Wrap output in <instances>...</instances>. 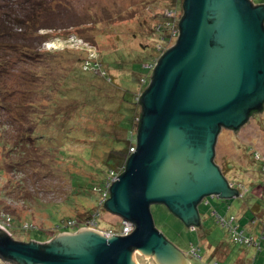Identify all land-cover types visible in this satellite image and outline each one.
I'll list each match as a JSON object with an SVG mask.
<instances>
[{
  "label": "rangeland",
  "instance_id": "rangeland-1",
  "mask_svg": "<svg viewBox=\"0 0 264 264\" xmlns=\"http://www.w3.org/2000/svg\"><path fill=\"white\" fill-rule=\"evenodd\" d=\"M182 2L0 0V20L9 19L8 31L0 34V225L16 241L49 243L81 227L117 231L122 225L121 216L105 210L87 176L103 177L94 167L123 136L114 126L124 119L117 106L135 111L122 100L123 87L142 92L143 63L147 68L178 38L174 34L163 41L162 35L179 29ZM79 56L101 63L100 75L74 74ZM59 112L67 116L55 118ZM65 132L72 135L63 138L68 142L61 138ZM103 133L112 138L104 139ZM44 135L60 141L41 143ZM87 146L93 149L90 159H85ZM215 161L241 196H207L196 227L165 204L153 203L155 226L190 253L192 264H264V238L257 250L234 242L230 232L238 226L245 236L260 237L264 228V107L238 128L221 129ZM256 202L257 211L251 208ZM89 218L93 226L87 225ZM69 219L79 226L59 228ZM133 258L137 264H157L138 250ZM0 263L21 264L1 254Z\"/></svg>",
  "mask_w": 264,
  "mask_h": 264
},
{
  "label": "water",
  "instance_id": "water-1",
  "mask_svg": "<svg viewBox=\"0 0 264 264\" xmlns=\"http://www.w3.org/2000/svg\"><path fill=\"white\" fill-rule=\"evenodd\" d=\"M179 36L157 60L143 93L136 151L110 186L107 209L134 223L125 235L94 228L49 243L20 242L0 225V254L21 264H190L155 226L153 203L200 224L207 196H239L215 161L222 127L238 128L264 105V3L183 0ZM2 264V263H0Z\"/></svg>",
  "mask_w": 264,
  "mask_h": 264
},
{
  "label": "trees",
  "instance_id": "trees-1",
  "mask_svg": "<svg viewBox=\"0 0 264 264\" xmlns=\"http://www.w3.org/2000/svg\"><path fill=\"white\" fill-rule=\"evenodd\" d=\"M177 1H179V0H177ZM16 18L20 20L21 17L20 16H16L15 19ZM12 20H14V19H12ZM8 22H9V19L6 20L4 18V19L0 20V34L2 33V31H4V32L8 31V29H7ZM166 31H168V29ZM166 31L162 35V40L163 41H169L170 37H171V33H167ZM158 57H159V55L155 56V57L153 56L152 59L149 62H147V64H150V62L155 61ZM77 58H78V60H77ZM77 58H76V60H77L76 64L77 65L73 67L74 74L82 75V76H87V75H91L92 76L93 75V76H97V77H98V75H100L101 71H99V70H100L101 67L103 68L101 63H99L97 61L90 62L88 60H83L84 56H81V57L79 56ZM79 64H81L82 66H78ZM144 64L145 63H143V66L147 70V73L144 75L143 78H140V80L143 81V85H145L144 88L142 89V92L141 93L132 92L131 86L128 87V88L123 87L124 90H125V93L123 94L122 100H124L127 103V105H129V106L131 104L135 105V111L133 112V114H131L130 112H127V111H124V109H121L122 108L121 104H119L117 106L118 107L117 108L118 109L117 110L118 114H121L122 117H124V119L117 120L115 122L114 126H115L116 129H118V131L123 132V136H121V138H119V139H115L116 142H115L114 146H111L112 149L107 151V153L105 154V157L103 158V160L99 161V163L97 162V164H100V165L98 166L96 164V166L94 167V170L97 171V169H98L97 174L99 176H100L99 170L101 172H103L104 175H106L107 173H109L110 169L124 170L126 168L127 160H128V158L130 156V147L133 145L132 140H134V137H135L133 132H132V126L135 127V124H136L135 118L137 117V120H138L137 121V133H136V137H137V134H138V131H139V128H140V124H141V118H142V115H143V113H142V110H143L142 96H143V93L146 90V88H147V86H148V84L150 82V79H151L150 78L151 71H150L149 68H146ZM144 79H146V81H144ZM120 86H121V84H120ZM133 93H134V95H132ZM86 101L88 102L90 100L87 99ZM263 107H264V105H263ZM113 110L114 109H112V111ZM256 112H258V110H252L250 112L249 117L251 115L255 114ZM64 116H67V115H65L64 112H59L57 114L54 113V117L58 118V119H60L61 117H64ZM125 125L126 126L128 125V126L126 127ZM40 136H42V135H40ZM56 136L54 135L50 139V138H46V135H44L43 137H39L38 139L42 140V141H40L41 143H46L47 140H51L50 141L51 142L50 146H51L52 141H56V140L60 141L59 140L60 138H58ZM101 136L104 137V139H108V138L111 137V135H106L104 133ZM64 137L70 139L72 137V135H70L69 133L66 134V132H65L61 138L63 139ZM33 138H35V137H32V139ZM77 139L80 140V137H78ZM136 139H135V141H136ZM63 140L67 141V139H63ZM85 140H87V139H85ZM117 145H119L121 147L117 148L116 147ZM84 150H85V152H87L86 155L88 156V158L85 157V159H90V157L93 156V152H92L93 149H91L90 147L87 146ZM220 169L223 172L221 167H220ZM82 175H84V174H82ZM104 175L101 178L100 177L93 178V177H90V176H87V177H89L93 181V183H94L93 187H96V186H99V185L102 186V183L106 179V178H104V177H106ZM71 185H72V181H71ZM239 196H241V194ZM260 206L261 205L259 204V202H256L255 204H253V206L251 208L253 210L257 211V210H260ZM105 208H106L105 210H108L107 207H105ZM58 225H59V228L65 227V230H70V228L72 230L73 229L75 230V228L77 226H79V223H76V225H74V226H67V225L66 226L65 225L60 226L61 224H58ZM120 229H121V226L119 225V228L115 229V230L118 231ZM262 233H264V231H262Z\"/></svg>",
  "mask_w": 264,
  "mask_h": 264
},
{
  "label": "built area",
  "instance_id": "built-area-1",
  "mask_svg": "<svg viewBox=\"0 0 264 264\" xmlns=\"http://www.w3.org/2000/svg\"><path fill=\"white\" fill-rule=\"evenodd\" d=\"M168 24L170 25V22ZM174 34L175 35L178 34V36H179V29L178 28H177L176 31H173V33H171V36H173ZM161 55H159V57L155 61L151 62L147 66V68H149L150 71H151L150 78L152 77V73H153V70H154L155 65L157 63V60L160 58ZM144 81H146V79H144ZM132 142H133V145L130 147V155H131V153L134 150L136 151L137 139H136V141L132 140ZM121 171L123 172V171H125V169L124 170L110 169L109 173H108V178L104 180V182L102 183V186H96L95 187L96 190L99 191L101 193V195H102V198H100V203L101 204L102 203L104 204V201L111 196V194H110V186L112 185V182L118 178L117 176L122 173ZM232 185L234 186V184H232ZM234 187L236 188V186H234ZM241 194H242V192H241ZM121 218L123 219V221H122L121 229L119 231H114V230H111V229L108 230V231H103V230H99V229L98 230L102 231L106 235H110V234L125 235V234L131 233L134 230V228H135L134 223L131 222L130 220L126 219V218H123V217H121ZM90 220H91L90 218L87 219V225L88 226L89 225L93 226L94 223H93L92 220L91 221ZM76 223H77V221L75 219H69L67 221L66 225L67 226H74V225H76ZM230 232L232 234L231 237L234 240V242L239 243V244L250 245V246L252 245V246L256 247L257 249L261 248V240H260V238L245 236L243 234V231L239 232L238 226H236L235 228L230 227ZM262 237H264V235Z\"/></svg>",
  "mask_w": 264,
  "mask_h": 264
},
{
  "label": "crops",
  "instance_id": "crops-1",
  "mask_svg": "<svg viewBox=\"0 0 264 264\" xmlns=\"http://www.w3.org/2000/svg\"><path fill=\"white\" fill-rule=\"evenodd\" d=\"M200 221H201V214H200ZM191 227H196L195 225H190ZM262 231H264V228H262ZM262 235H264V233H262L261 232V236L260 237H258V236H256V238H260V240H261V248H262V240H263V238L264 237H262ZM172 242V241H171ZM175 246L178 248V249H180L176 244H175ZM252 246V245H251ZM256 248V247H255ZM261 248L260 249H257V250H261ZM194 250H197V249H194ZM180 251L184 254V256L186 257V258H188V260L190 261V264H192V262H191V259H190V256H189V252L187 251V252H185V251H183L182 249H180Z\"/></svg>",
  "mask_w": 264,
  "mask_h": 264
},
{
  "label": "flooded vegetation",
  "instance_id": "flooded-vegetation-1",
  "mask_svg": "<svg viewBox=\"0 0 264 264\" xmlns=\"http://www.w3.org/2000/svg\"><path fill=\"white\" fill-rule=\"evenodd\" d=\"M223 128V127H222Z\"/></svg>",
  "mask_w": 264,
  "mask_h": 264
}]
</instances>
